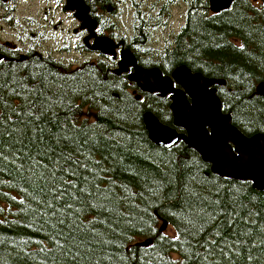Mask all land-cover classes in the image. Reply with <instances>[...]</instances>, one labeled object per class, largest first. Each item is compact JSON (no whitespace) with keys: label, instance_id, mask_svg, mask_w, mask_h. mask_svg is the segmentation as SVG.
I'll return each instance as SVG.
<instances>
[{"label":"trees","instance_id":"trees-1","mask_svg":"<svg viewBox=\"0 0 264 264\" xmlns=\"http://www.w3.org/2000/svg\"><path fill=\"white\" fill-rule=\"evenodd\" d=\"M184 7L161 51L136 22L137 63L225 80L222 111L244 135L264 132V0ZM117 71L108 55L71 68L2 50L0 264H264V191L213 173L183 141L155 145L142 114L172 125L169 99Z\"/></svg>","mask_w":264,"mask_h":264},{"label":"water","instance_id":"water-1","mask_svg":"<svg viewBox=\"0 0 264 264\" xmlns=\"http://www.w3.org/2000/svg\"><path fill=\"white\" fill-rule=\"evenodd\" d=\"M208 1L210 11L217 13L235 0ZM67 4L76 11L81 27L90 32L85 41L93 38L91 50L115 58L117 72L127 73L128 80L140 91L169 97L172 125L161 122L151 110L142 114L148 137L155 145L168 148L183 141L210 164L213 173L226 179L250 181L253 188L264 191V132L246 136L233 125L230 114L222 111L216 85H224L225 80L193 72L186 65L165 76L156 66L143 67L129 48L122 46L118 50L119 44L113 38L96 34L97 22L88 15L84 0H68ZM174 82L179 87H174ZM256 93L264 95L262 84L257 85ZM140 98L141 94H136V99ZM167 225L163 221L159 233ZM149 243L140 241L138 245Z\"/></svg>","mask_w":264,"mask_h":264},{"label":"flooded vegetation","instance_id":"flooded-vegetation-1","mask_svg":"<svg viewBox=\"0 0 264 264\" xmlns=\"http://www.w3.org/2000/svg\"><path fill=\"white\" fill-rule=\"evenodd\" d=\"M67 1L68 0H0V22L5 21L8 25L13 24L15 26L19 23V28L14 30V32H0V54L3 49H13L21 55L33 53L40 57H51L56 62H61L71 68H75L77 60L75 61V57H71L72 54H74V56L79 52L80 54H84L85 50V54L90 55V44L93 38L85 41L90 32L87 28L81 27V22L76 18V11L68 8ZM122 1L126 0H112L110 4L106 6H103L100 0H89V4L84 1L88 6V15L97 22L95 31L98 36H108V34H105V31L103 32L104 34L99 31L100 27L103 26L109 18H104L103 16L106 12H110L111 15H117L120 9L119 6L117 7V3ZM23 4L25 7L22 8L21 15H18L19 8ZM172 4H174V7L171 6ZM132 5L134 7L132 8L131 20L119 24L120 31L116 34L118 40L113 38L115 42L119 44L118 50H120L122 46L129 48L126 45V41L135 36L136 22H138L140 18L143 20L142 15H145L148 11L147 8L145 11L141 12L139 9V6H142L141 2L138 3L133 0ZM150 8L155 10V15L157 17L149 16V18L156 20V23H151V26L165 25L168 28L169 39L166 40V43L163 45L164 47L171 43V39L175 37L184 26V0H158L157 2H153ZM174 8L180 9L179 23L174 21V15H172L171 11ZM18 17L20 18L18 19ZM163 18L165 19L163 20ZM158 20L162 21L158 22ZM144 26L145 32L150 33V27L146 24H144ZM4 35H10L14 37V39H10V37L4 38ZM131 52L133 53L132 50ZM141 57L144 58L145 56L140 55V58ZM178 66L180 65L166 67L170 69V73L164 74L161 71L162 75H171L172 71ZM132 70V67L129 68V72ZM174 87H179V85L174 82ZM154 94L158 95L157 93ZM159 97H167L169 99L168 96Z\"/></svg>","mask_w":264,"mask_h":264},{"label":"rangeland","instance_id":"rangeland-1","mask_svg":"<svg viewBox=\"0 0 264 264\" xmlns=\"http://www.w3.org/2000/svg\"><path fill=\"white\" fill-rule=\"evenodd\" d=\"M134 1H137L138 3H140V2L142 3V6H139V9L141 10V12L145 11L148 8V11L146 12L145 15H142V18L144 20V24L149 26L150 27L149 29L151 30L149 40L151 39V42H153V45L150 47L152 49L158 50V51L163 50V45L166 43V40L169 39L168 38V35H169L168 28L165 25L151 26V23H156V20L149 18V16L156 17L155 10L151 9L150 7L152 6L153 2H157L158 0H134ZM132 2H133V0L132 1L126 0V1H122V2L117 3V7L119 6V8H120L117 15H111L110 12L105 13V15L103 17L104 18L109 17L106 20L105 25H107V26L110 25L108 27V29L105 30V32H106L105 34H108L110 32L114 35V39L118 40L116 34L120 31L119 24H123L124 22H129L131 20L132 8L134 7L132 5ZM171 6L174 7V4H172ZM23 7H25L24 4L20 6L19 11H18V15H21ZM184 10H185V7H184ZM171 11H172V15H174L173 16L174 21H177L176 23H179L180 22L179 21L180 20V17H179L180 9L174 8ZM172 15H171V17H172ZM19 18L20 17H18V19ZM164 19L165 18H163V20ZM159 21H162V20H158V22ZM17 28H19V23L15 26L13 24L8 25V23L5 21L0 22V32L10 33V32H14V30H16ZM5 37H10V39H14V37H12L10 35H4V38ZM99 55H101L99 52H96L93 50H91L90 55H87V54H85V50H84V54H80V52H79L75 56H74V54H72L71 57H75V61L77 60V64H76V66H77V65L81 64L85 59L91 60V59L95 58L96 56L98 57Z\"/></svg>","mask_w":264,"mask_h":264}]
</instances>
